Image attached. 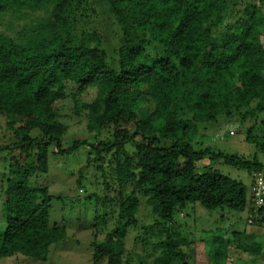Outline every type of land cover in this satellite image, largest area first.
Returning <instances> with one entry per match:
<instances>
[{
    "label": "trees",
    "instance_id": "obj_1",
    "mask_svg": "<svg viewBox=\"0 0 264 264\" xmlns=\"http://www.w3.org/2000/svg\"><path fill=\"white\" fill-rule=\"evenodd\" d=\"M231 1L236 0H106L105 11L122 35L118 67L111 69L99 40L91 45L93 34L76 33L75 14L87 0H0V155L8 160L0 260L19 255L45 261L50 247L67 238L64 226L50 225L48 190L28 186L30 178L47 173L50 153L86 147L87 163L98 171L107 155L114 163L119 192L112 202L119 222L102 243H91L93 263L129 264L122 257L127 231L137 224L138 196L166 224L167 237L157 245L162 264H187L184 240L167 225L188 205L248 213L250 199L241 183L216 171L195 173L211 154L193 147L200 128L219 118L245 121L264 112V0H250L238 28L227 30L218 44L211 28L229 17ZM38 14L45 16L30 24L24 41L3 31L7 23ZM147 37L161 55H146ZM67 83L82 99L75 113L86 114L89 133L105 131L104 140H75L62 148L66 129L58 113ZM143 106L150 110L139 116ZM248 140L264 147V137ZM211 158L246 169L250 177L264 170L232 155ZM220 244L212 262L229 260L228 242ZM234 246L264 255L256 243L236 240Z\"/></svg>",
    "mask_w": 264,
    "mask_h": 264
},
{
    "label": "rangeland",
    "instance_id": "obj_2",
    "mask_svg": "<svg viewBox=\"0 0 264 264\" xmlns=\"http://www.w3.org/2000/svg\"><path fill=\"white\" fill-rule=\"evenodd\" d=\"M250 0L230 2V14L223 24L213 26L214 39L221 43L223 34L234 31L244 19L241 10L248 9ZM106 0H87L75 14L76 33L93 34L91 45L99 40V48L105 54L107 65L116 69L117 51L121 46L120 28L108 11ZM240 12V14H238ZM109 13V14H108ZM45 15L38 14L35 20L7 23L3 31L16 42L24 41L30 32V24L42 21ZM100 39H99V38ZM145 53L149 58L161 55L162 48L147 37ZM66 98L59 102V121L65 126L62 148L70 147L75 140L93 144L104 140L105 131L100 134L89 133L86 129L85 113L77 115L74 111L76 101L82 102L75 93V86L66 84ZM96 89H93L95 93ZM149 106H143L139 116L149 112ZM264 137V112L255 118L241 121L240 118H219L215 124L203 126L199 130L195 150H209L203 160L196 164V174L216 171L220 175L241 183L249 196L251 177L246 169L224 165L222 161L213 160V154L232 155L245 163L264 166V147L248 138ZM261 143V142H258ZM90 150L82 147L71 154L57 155L50 153L48 171L28 180L30 188H46L52 198L49 205L50 225L64 226L67 233L65 242L53 245L45 261L32 260L23 256H13L0 260V264H107L105 259L93 263L92 242L102 243L104 237L112 233L119 222L117 208L113 200L117 197V187L113 172L114 163L110 164V154L104 158L102 171L96 169L93 162L87 163ZM93 158V156H91ZM113 162V161H112ZM8 179L7 155H0V233L4 230L5 212L3 199ZM129 193V187L124 194ZM139 208L135 216L137 224L127 231L125 238L123 262L129 264H162V250L158 244L166 239L162 226L166 224L154 214L146 199L138 196ZM247 211L242 213L207 211L198 204L188 205L177 215L172 225H167L184 240L180 247L187 256V264H264V255L242 252L234 246L256 243L264 248V231L253 232L247 224ZM260 232V231H259ZM228 242L227 255L220 261H211L215 248L220 242ZM222 251L224 249H221ZM170 264V263H167ZM171 264H178L173 260Z\"/></svg>",
    "mask_w": 264,
    "mask_h": 264
},
{
    "label": "built area",
    "instance_id": "obj_3",
    "mask_svg": "<svg viewBox=\"0 0 264 264\" xmlns=\"http://www.w3.org/2000/svg\"><path fill=\"white\" fill-rule=\"evenodd\" d=\"M249 199L247 224L264 228V170L252 174Z\"/></svg>",
    "mask_w": 264,
    "mask_h": 264
},
{
    "label": "crops",
    "instance_id": "obj_4",
    "mask_svg": "<svg viewBox=\"0 0 264 264\" xmlns=\"http://www.w3.org/2000/svg\"><path fill=\"white\" fill-rule=\"evenodd\" d=\"M250 227L252 228L253 232L256 234H261L264 231V228L262 227H254V226H250Z\"/></svg>",
    "mask_w": 264,
    "mask_h": 264
}]
</instances>
